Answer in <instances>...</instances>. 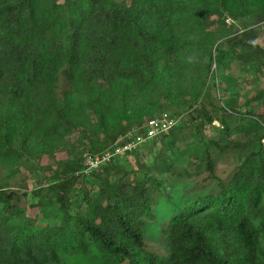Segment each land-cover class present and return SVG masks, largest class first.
<instances>
[{"label":"trees","instance_id":"16d2710c","mask_svg":"<svg viewBox=\"0 0 264 264\" xmlns=\"http://www.w3.org/2000/svg\"><path fill=\"white\" fill-rule=\"evenodd\" d=\"M260 25L264 0H0V264H264V112L238 101L227 73L264 63ZM223 81L227 99L215 94ZM250 93L245 103L264 104V88ZM165 110L185 119L143 143L154 158L140 162L137 146L79 173L85 154ZM195 120L214 134L180 147ZM227 153L228 181L213 174L219 190L161 230L168 255L147 250L144 219L164 183Z\"/></svg>","mask_w":264,"mask_h":264},{"label":"rangeland","instance_id":"374dc122","mask_svg":"<svg viewBox=\"0 0 264 264\" xmlns=\"http://www.w3.org/2000/svg\"><path fill=\"white\" fill-rule=\"evenodd\" d=\"M226 19L227 22L233 21L231 17H228ZM241 26V22H236V27L239 29V31ZM258 29L260 32L258 40L261 44H264V25H260ZM222 44L225 45V43ZM183 54L185 57H189L190 60L195 57V52L192 53L190 48L184 50ZM217 54L218 53H216V57L214 56L213 61L219 64L220 59L218 58L219 54ZM207 58L208 57L205 55L203 61L207 62ZM226 61L228 62V59H226ZM214 62L212 63L211 67V69L213 70L215 69ZM227 71L229 76L232 79H235L238 83L237 86L238 90L240 91L237 96L238 101L242 102L244 107L252 108L256 112H264V104H256L255 100L250 101V103L247 104L245 103V100L243 98V93L247 90L251 91L250 96H253L255 92L257 93L259 91V89L264 88V63L260 65L257 71H254V69H252L250 70V72L246 73L240 63H238L237 61H233V64L229 66ZM209 79L207 80L208 82L210 81ZM68 85L69 82L67 78V68L65 67L59 72V82L57 86V92L59 96H61L63 92L68 89ZM228 90V84L225 83V81L221 82L216 89V97L218 98L220 96L222 98L224 97V99H227ZM220 100H218V102ZM165 111L170 113V110ZM179 118H181L180 120L185 119L182 115L179 116ZM90 122H95V119L91 118ZM200 122L201 121L199 120H195V123L193 125L187 124L186 127L183 128L182 135L184 137V140L182 139L178 142L180 147H183L186 142L194 139L193 132L196 130L205 137H210L214 134L210 127L199 126ZM196 124L198 125L197 129L195 127ZM212 124L216 126L219 125L217 121H214ZM139 147L140 151L138 152V156L140 157V162H147L148 160L154 158V156H152L151 154L147 155L148 152L150 153L153 151V149L150 148V144H142ZM65 156L66 153L63 148H59L54 153H52L48 161L52 164L55 161L57 162L59 160H62ZM121 156L122 154L117 156V158L122 159L123 157ZM126 159L130 165H133L134 168L138 167L136 159L133 155L128 156V158ZM212 160L213 161L210 168L206 167L201 170H195L194 168L190 167L189 171L193 176L182 174L178 177L174 176L175 180L171 178L169 181H166L164 183V187L161 188L160 195L156 196L152 202V219H144L143 234L147 250L154 252L160 256H167L168 248L161 230L166 226L170 218L184 208L189 207L192 203L191 201L196 199L198 196L205 193H213L219 190L217 181H215V179L211 177L213 174L223 182L228 181L236 166V159L234 158V155L230 153L224 154L220 157L213 155ZM44 162L45 159L42 160V163ZM49 173L50 172L46 171L45 175H48ZM32 184L35 183L32 182L31 185ZM31 188L33 187L31 186ZM26 212L28 215L32 216H36L37 213H39L37 209L31 207L27 208Z\"/></svg>","mask_w":264,"mask_h":264},{"label":"built area","instance_id":"2783aa9c","mask_svg":"<svg viewBox=\"0 0 264 264\" xmlns=\"http://www.w3.org/2000/svg\"><path fill=\"white\" fill-rule=\"evenodd\" d=\"M179 117H173L168 112H163L156 117L149 118L142 125V131L138 132V128L128 131L124 138L125 142L118 140L120 144L115 145L113 148L107 149L100 154L84 155V167L79 171L81 174H89L93 169L97 168L103 163L110 162L113 158L130 151L137 146L145 143L151 138L159 135L171 127L175 126Z\"/></svg>","mask_w":264,"mask_h":264}]
</instances>
